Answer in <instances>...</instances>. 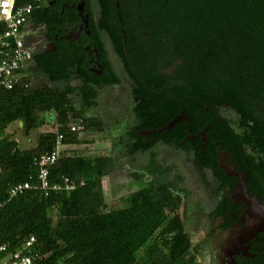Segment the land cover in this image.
<instances>
[{"label":"trees","instance_id":"1","mask_svg":"<svg viewBox=\"0 0 264 264\" xmlns=\"http://www.w3.org/2000/svg\"><path fill=\"white\" fill-rule=\"evenodd\" d=\"M36 1L18 0L17 6L35 8ZM133 2L142 5L143 19L155 33L152 35L157 36V28L163 24L164 35L173 39L172 43L169 39L144 44L145 49L138 52L158 56L177 51L187 56L197 74L210 71L208 82L217 95L224 55H228L229 64L244 71L246 83L264 85V0ZM118 46L124 56L121 44ZM41 59L38 57V63ZM72 65L59 67V73L52 76L65 84L63 89L50 84L33 87L26 69L21 72V83L12 90L0 87V202L4 204L0 209V247H6L0 260L35 237V264H202L201 247L192 244L185 230L181 191L168 177L108 204L103 180L114 168L113 157L76 149L63 152L50 168L49 179L57 184L70 178L79 184L77 189L48 196L41 190L36 161L54 149L58 133L64 134V145L79 146L87 140L70 132L68 126L75 119H84L85 134L103 132L105 126L101 118L87 113L97 106V81L85 71L71 70ZM106 66L110 67L109 63ZM41 68L52 73L45 64ZM128 70L139 85L143 83L133 69ZM73 74L83 78L85 85L70 83ZM146 74L150 89L140 92L144 96L136 93L146 127H164L181 109L189 111L192 101L205 98L199 86H204L205 77L197 75L195 87L180 92V99L163 91V104L165 101L151 98L149 90L157 91L156 82L167 77L157 76L152 69ZM17 122L26 134L45 125L54 131L41 133L34 147L23 150L15 133L9 132ZM148 149L141 144L136 147V151ZM24 183L31 189L10 198L11 188Z\"/></svg>","mask_w":264,"mask_h":264},{"label":"flooded vegetation","instance_id":"2","mask_svg":"<svg viewBox=\"0 0 264 264\" xmlns=\"http://www.w3.org/2000/svg\"><path fill=\"white\" fill-rule=\"evenodd\" d=\"M36 4L25 31L26 45L32 48V78L63 88L65 84L52 76L72 63L71 70L92 76L99 92L94 116L105 124L112 120L114 129L126 124L118 130L117 150L123 156L114 160V166L131 177L130 185L147 187L167 177L177 185L182 208L186 203L196 219V233L203 236L198 244L201 262L208 255V264H264V85L246 83L244 71L224 55L217 95L209 84L210 71L197 74L187 56L177 51L161 54L165 57L138 52L144 44L173 39L164 35L163 24L157 36L152 35L142 5L133 0H37ZM44 64L52 73L41 68ZM147 69L167 77L156 82L157 91L149 90L151 98L166 104V91L180 99V92L195 87L197 75L205 77L204 86L199 84L205 98L192 101L189 111L181 109L164 127H146L136 93L150 89ZM69 82L85 85L77 74ZM106 99L110 105L102 112ZM174 120L172 129L152 133ZM140 144L149 149L136 151ZM168 161L172 162L167 165ZM173 166L183 167L186 174L172 177Z\"/></svg>","mask_w":264,"mask_h":264},{"label":"built area","instance_id":"3","mask_svg":"<svg viewBox=\"0 0 264 264\" xmlns=\"http://www.w3.org/2000/svg\"><path fill=\"white\" fill-rule=\"evenodd\" d=\"M18 0H0V87L12 90L21 83L22 70L30 65L32 48L26 45V28L29 17L32 15L33 6H17ZM70 132L81 135L85 132V122L77 118L68 126ZM65 136L58 133L56 144L51 152L45 153L36 161L38 167L39 185L41 190L48 196L52 192L70 193L77 189L79 184L70 178H64L62 183H50V168L58 163L63 156ZM84 182L80 183L83 186ZM29 183L14 186L10 190V198H15L25 191L30 190ZM4 206L0 202V209ZM35 237L29 238L23 247L13 254L0 260V264H35ZM6 250L0 247V254Z\"/></svg>","mask_w":264,"mask_h":264},{"label":"rangeland","instance_id":"4","mask_svg":"<svg viewBox=\"0 0 264 264\" xmlns=\"http://www.w3.org/2000/svg\"><path fill=\"white\" fill-rule=\"evenodd\" d=\"M39 78V77H37ZM47 81L45 79H33V81L31 82V85L33 87H40L45 85L44 83H46ZM63 89V88H61ZM110 105V103L108 102V100H104V104L101 111H107V107ZM89 116H94L96 115L97 111L95 110H90L87 111ZM107 115L108 113L105 112ZM114 113V112H113ZM112 113V115H113ZM111 115V116H112ZM112 118V117H111ZM113 119V118H112ZM112 120L109 119V123L107 122L106 124H104V129L103 132H88V133H82L80 136L84 139L87 140V144H81L77 147H72L70 148L71 150H84L86 151V153L88 154H93V153H97V154H104L106 156H112L113 158L115 157V159H119L122 155V153L120 152V149L117 150V147L119 143L117 135H118V130H122L125 128L126 124L121 122L120 126L114 129V123L111 122ZM16 126L20 125L22 127V125L17 122L15 124ZM51 126L49 125H45L42 129H36V130H32L30 131L32 135V139L29 141L27 140V138L25 137L24 133L21 134V132H17L16 133V139L19 142V145L21 148L23 149H28L30 148L34 142L37 140V137L39 135L40 131H50L51 129H49ZM52 128V127H51ZM53 130V128H52ZM68 147V146H67ZM162 159V157H160ZM144 162V160H141ZM172 162V161H170ZM170 162L168 161L167 165L170 164ZM117 168V167H116ZM169 170L172 171L174 176L176 175H185V171L183 170V167H178V166H173V167H169ZM174 171V172H173ZM179 173V174H177ZM173 177V176H172ZM187 177V176H186ZM170 178V177H169ZM173 179V178H171ZM131 180V177L129 175H127V173L120 169L119 167L117 169H115L114 171L111 172V174H109L104 180H103V188H104V195H105V199L107 201L108 204H113L114 202L118 201V200H122L125 199L127 196H129L130 194H132L133 192L138 191L139 189H141V187H133V186H129L128 182ZM187 186V185H186ZM190 210L187 207V204H184V207L182 208L181 214L185 220V230L186 232H188L191 236V240H192V244L193 245H198L199 242L202 240V235H199L196 233V228H195V223H196V219L193 217L192 215L189 214ZM207 259L206 261L201 262L202 264H208V261L210 260L208 257V255H206ZM201 259V256H200Z\"/></svg>","mask_w":264,"mask_h":264},{"label":"crops","instance_id":"5","mask_svg":"<svg viewBox=\"0 0 264 264\" xmlns=\"http://www.w3.org/2000/svg\"><path fill=\"white\" fill-rule=\"evenodd\" d=\"M25 74H26V76L30 79V82H32L33 81V78H32V71H31V69H30V66L28 65L27 66V68H26V71H25ZM50 123L52 124L53 123V120L51 119L50 120ZM16 124V123H15ZM12 125V127L9 129V132H11V133H15V137H16V133L17 132H21V134H23L24 133V131H23V128L20 126V125H18V126H16V125ZM50 124V125H51ZM49 129H51L50 131L48 130V131H44V132H51V131H54V130H52V128L50 127ZM41 133H43V131H40L39 132V135H38V137H37V140L34 142V144L30 147V148H28V149H31L32 147H34L35 145H36V143H37V141H38V139H39V136H40V134ZM24 135H25V137L27 138V140H31L33 137H32V135L33 134H31L30 132L28 133V134H26V133H24ZM83 135V134H82ZM17 140V139H16ZM33 140V139H32ZM18 142V141H17ZM18 144H19V142H18ZM19 147H20V145H19ZM72 147H77V146H72ZM72 147H67L66 145H64V148H63V152H65V151H67V150H71L70 148H72ZM21 148V147H20ZM21 149H23V148H21ZM23 150H27V149H23ZM114 160H115V163H116V159H115V157L113 158ZM116 165L114 166V168H113V170L112 171H114L116 168ZM130 181H132V179L130 180ZM130 181L128 182V184H129V186H131L130 185ZM141 187V189L142 188H144V186L143 185H141V184H139V183H137V185H135V186H133V187Z\"/></svg>","mask_w":264,"mask_h":264},{"label":"water","instance_id":"6","mask_svg":"<svg viewBox=\"0 0 264 264\" xmlns=\"http://www.w3.org/2000/svg\"><path fill=\"white\" fill-rule=\"evenodd\" d=\"M175 123H176V120L172 121L167 127L163 128V129H161V130H156V131H154V132H152V133L163 134L164 132H166V131L172 129V128L174 127Z\"/></svg>","mask_w":264,"mask_h":264}]
</instances>
